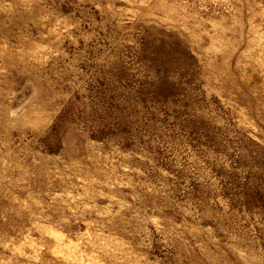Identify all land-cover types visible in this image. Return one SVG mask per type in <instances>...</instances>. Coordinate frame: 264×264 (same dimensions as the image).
Listing matches in <instances>:
<instances>
[{
    "label": "rangeland",
    "instance_id": "obj_1",
    "mask_svg": "<svg viewBox=\"0 0 264 264\" xmlns=\"http://www.w3.org/2000/svg\"><path fill=\"white\" fill-rule=\"evenodd\" d=\"M0 264H264V0H0Z\"/></svg>",
    "mask_w": 264,
    "mask_h": 264
}]
</instances>
